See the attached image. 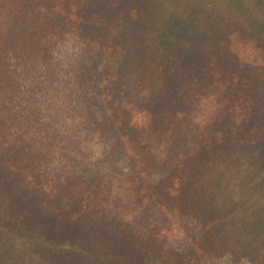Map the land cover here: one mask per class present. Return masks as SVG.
Instances as JSON below:
<instances>
[{
    "label": "trees",
    "instance_id": "trees-1",
    "mask_svg": "<svg viewBox=\"0 0 264 264\" xmlns=\"http://www.w3.org/2000/svg\"><path fill=\"white\" fill-rule=\"evenodd\" d=\"M64 47L127 176L89 168ZM226 257L264 264V0H0V264Z\"/></svg>",
    "mask_w": 264,
    "mask_h": 264
},
{
    "label": "rangeland",
    "instance_id": "rangeland-1",
    "mask_svg": "<svg viewBox=\"0 0 264 264\" xmlns=\"http://www.w3.org/2000/svg\"><path fill=\"white\" fill-rule=\"evenodd\" d=\"M57 59L60 66L69 72V76L72 75L78 81L79 94L76 95V100H74L76 112L80 114L82 123L86 130H88V135H96L100 144L97 154L89 157V161L91 162L89 168H91L93 174L115 173L127 176L129 171L126 164H124L125 161L117 138L105 113L98 101H96L97 99L90 91L88 58L72 50V48L64 47L57 55ZM71 156L76 161L82 162L83 160L79 153L71 154ZM146 216L152 218L154 214L147 211Z\"/></svg>",
    "mask_w": 264,
    "mask_h": 264
},
{
    "label": "water",
    "instance_id": "water-1",
    "mask_svg": "<svg viewBox=\"0 0 264 264\" xmlns=\"http://www.w3.org/2000/svg\"><path fill=\"white\" fill-rule=\"evenodd\" d=\"M224 264H230V263L228 262V257H226V258L224 259Z\"/></svg>",
    "mask_w": 264,
    "mask_h": 264
}]
</instances>
